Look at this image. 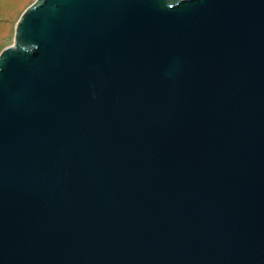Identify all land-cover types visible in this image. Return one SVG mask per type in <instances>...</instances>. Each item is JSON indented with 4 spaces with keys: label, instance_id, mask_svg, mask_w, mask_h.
I'll use <instances>...</instances> for the list:
<instances>
[{
    "label": "water",
    "instance_id": "1",
    "mask_svg": "<svg viewBox=\"0 0 264 264\" xmlns=\"http://www.w3.org/2000/svg\"><path fill=\"white\" fill-rule=\"evenodd\" d=\"M0 264H264V0H36L0 48Z\"/></svg>",
    "mask_w": 264,
    "mask_h": 264
},
{
    "label": "rangeland",
    "instance_id": "2",
    "mask_svg": "<svg viewBox=\"0 0 264 264\" xmlns=\"http://www.w3.org/2000/svg\"><path fill=\"white\" fill-rule=\"evenodd\" d=\"M36 0H0V48L13 41L15 27L24 11Z\"/></svg>",
    "mask_w": 264,
    "mask_h": 264
}]
</instances>
